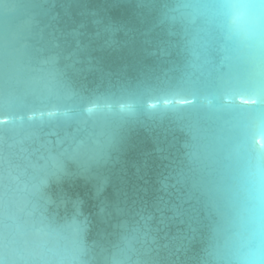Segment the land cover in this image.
Instances as JSON below:
<instances>
[{
  "label": "water",
  "instance_id": "obj_1",
  "mask_svg": "<svg viewBox=\"0 0 264 264\" xmlns=\"http://www.w3.org/2000/svg\"><path fill=\"white\" fill-rule=\"evenodd\" d=\"M176 0H0V260L210 264L264 81Z\"/></svg>",
  "mask_w": 264,
  "mask_h": 264
},
{
  "label": "clouds",
  "instance_id": "obj_2",
  "mask_svg": "<svg viewBox=\"0 0 264 264\" xmlns=\"http://www.w3.org/2000/svg\"><path fill=\"white\" fill-rule=\"evenodd\" d=\"M174 12L180 21L210 18L249 75L264 81V0H176ZM208 257L210 264H264V150L232 154Z\"/></svg>",
  "mask_w": 264,
  "mask_h": 264
}]
</instances>
